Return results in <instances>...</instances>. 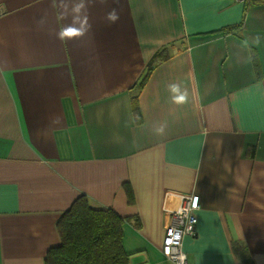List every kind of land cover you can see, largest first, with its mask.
Here are the masks:
<instances>
[{"label": "crops", "instance_id": "crops-1", "mask_svg": "<svg viewBox=\"0 0 264 264\" xmlns=\"http://www.w3.org/2000/svg\"><path fill=\"white\" fill-rule=\"evenodd\" d=\"M81 194L133 217L130 264H172L192 194L191 264H264V0H0V264H45Z\"/></svg>", "mask_w": 264, "mask_h": 264}, {"label": "trees", "instance_id": "trees-1", "mask_svg": "<svg viewBox=\"0 0 264 264\" xmlns=\"http://www.w3.org/2000/svg\"><path fill=\"white\" fill-rule=\"evenodd\" d=\"M240 27L228 26L222 31H232ZM158 55L159 52L146 67L145 74L138 83L139 88L154 69V60ZM133 104L136 122H139L142 113L138 98H134ZM124 186L131 202L134 200L131 187L128 183ZM132 219L133 217L119 214L112 207H93L87 195L81 194L58 221L61 243L48 250L45 264H130V256L123 245V225ZM240 261L241 264H253L245 256H241Z\"/></svg>", "mask_w": 264, "mask_h": 264}, {"label": "built area", "instance_id": "built-area-1", "mask_svg": "<svg viewBox=\"0 0 264 264\" xmlns=\"http://www.w3.org/2000/svg\"><path fill=\"white\" fill-rule=\"evenodd\" d=\"M247 2L248 0H236ZM200 208L198 194L187 195L181 207L171 213L163 243V254L172 264H191L183 250V238L196 234V211Z\"/></svg>", "mask_w": 264, "mask_h": 264}, {"label": "clouds", "instance_id": "clouds-1", "mask_svg": "<svg viewBox=\"0 0 264 264\" xmlns=\"http://www.w3.org/2000/svg\"><path fill=\"white\" fill-rule=\"evenodd\" d=\"M84 5L80 4L77 6V8H83ZM107 19L110 22H115L116 20L119 19V15L117 13V11L115 9H113L111 12H109L107 14ZM83 33L81 32L80 29L78 28H65L62 29L59 33V38L61 40H64L65 37H71V36H78V35H82ZM257 43L259 42L258 39L256 41ZM168 91L171 94V100L173 103L177 104V105H182L187 103L188 101V92L185 89L184 91H181L180 87L173 83L168 85ZM165 128H166V124H161L159 127L155 128L154 131L156 132V134L158 135H163L165 133Z\"/></svg>", "mask_w": 264, "mask_h": 264}]
</instances>
